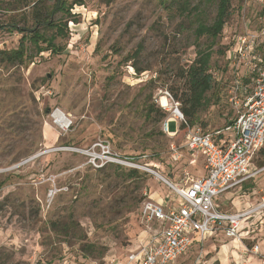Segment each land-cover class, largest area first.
<instances>
[{"label":"rangeland","instance_id":"rangeland-1","mask_svg":"<svg viewBox=\"0 0 264 264\" xmlns=\"http://www.w3.org/2000/svg\"><path fill=\"white\" fill-rule=\"evenodd\" d=\"M67 1L71 15L53 18L67 24V36L55 40L61 53L38 52L25 40L23 62H0V264H128L149 230L143 202L171 192L159 176L177 185L185 173L203 175V156L185 147L186 130L175 137L162 130L172 109L181 111L198 49L212 53L215 80L189 126L206 132L236 115L231 93L245 63L228 57L239 38L257 37L264 56V0H231L215 41L197 39L195 30L213 24L219 0ZM52 6L51 0H0V51L17 49L25 34L18 29L32 28L39 8L51 17ZM44 33L51 37L54 30ZM56 111L69 119L68 129L55 125ZM177 129L171 122V133ZM103 145L132 165L95 156ZM254 165L264 167V147ZM134 169L139 174L128 177ZM262 190L264 174L235 198L255 208L264 201ZM222 198V211L243 207ZM245 223L248 238L207 240L190 249L187 264H259L250 250L257 243L264 248V224L259 230L255 217Z\"/></svg>","mask_w":264,"mask_h":264},{"label":"built area","instance_id":"built-area-1","mask_svg":"<svg viewBox=\"0 0 264 264\" xmlns=\"http://www.w3.org/2000/svg\"><path fill=\"white\" fill-rule=\"evenodd\" d=\"M260 48L257 37L241 36L228 57L234 56L238 64L245 63V71L239 73L233 82L230 101L236 115L232 124L214 132L203 131L200 127L190 128L178 107L172 109L173 117L164 122L163 132L172 137L179 133L181 126H185V147L204 157L205 175L193 179L185 173L179 184L168 182L173 201L178 205L152 200L143 202L142 218L149 225L157 223L160 229L128 257V264H182L180 259L188 254L196 239L202 242L220 228L230 239L241 241L244 233L245 238L250 235V230L244 229L245 222L264 211V201L255 208L226 213L217 208L216 200L242 188L264 171V167L254 165V159L264 147V56L258 53ZM65 118L63 121L53 118L55 125L68 129L71 122ZM171 122L178 123L177 133H171ZM102 150L95 156L106 163L132 165L112 155L106 146ZM250 253L264 264V248L260 243Z\"/></svg>","mask_w":264,"mask_h":264},{"label":"trees","instance_id":"trees-1","mask_svg":"<svg viewBox=\"0 0 264 264\" xmlns=\"http://www.w3.org/2000/svg\"><path fill=\"white\" fill-rule=\"evenodd\" d=\"M51 1L53 2V6L51 8L52 16H45L42 9L40 8L37 10L34 9L35 25L29 29H18L19 32L25 33L22 37L19 47L9 52L0 51V62H5L8 64L23 62L28 52V48L24 43L25 40L31 41L34 48H37L38 52L51 51L52 54H58L63 51L62 48L58 47L55 44V40L57 37L67 36V24L56 22V20H53V18L59 13L63 14V16L71 15L73 6L68 5L67 0ZM230 1L231 0L218 1L215 21L211 26H206L203 23L199 24L198 28L195 30L197 39L203 37L204 35H207L212 39V41H215L221 35L229 17ZM28 5L29 4H23V8L27 7ZM4 28L5 27L3 25H0V31H2ZM11 28L18 27L16 25H12ZM47 29L54 30V34L51 37L45 36L44 32ZM41 43L45 44V48H41ZM139 52L140 51H137L136 54H139ZM211 56V52H206L205 50L198 49L196 59L187 71L186 76L188 84V95H186L184 99H180L179 101L181 102V111L185 116L188 125L191 126H194L198 121L199 112L207 104L206 95L214 88L213 81L215 79L210 72ZM234 119L235 117L227 122V125L232 124L234 122ZM180 130H185V126H181ZM138 174L139 173L137 170H130L128 177H136ZM68 228L72 229L71 227Z\"/></svg>","mask_w":264,"mask_h":264},{"label":"crops","instance_id":"crops-1","mask_svg":"<svg viewBox=\"0 0 264 264\" xmlns=\"http://www.w3.org/2000/svg\"><path fill=\"white\" fill-rule=\"evenodd\" d=\"M173 133H177V130L176 131H174ZM176 136V135H175ZM175 136H173V137H175ZM172 137V136H171ZM195 153H193L192 155H194ZM203 162H204V164H205V161H204V157H203ZM264 174V171L259 175V176H257L253 181H251L252 183H256V181H257V179L258 178H260L262 175ZM205 175V169L203 168V175H202V177ZM250 182V183H251ZM250 183H248V184H246V185H244L242 188H240V189H236V190H234V191H232V192H230V193H227V194H225L224 196H222L223 198H222V203L224 202V200H228L229 202L231 201V203H229V204H233L234 206H237V204H239V206H243L242 208H239L235 213H237V212H241V211H244V210H246V209H250L251 208V206H247V205H250L249 203H244L243 201H241L240 200V198H235V196H236V194L238 193V192H240L245 186H247V185H249ZM259 187H261L260 186V184H259ZM261 188H263V187H261ZM263 192H264V190H262ZM261 191V192H262ZM255 194H259V192H257V191H255ZM173 195H172V193L170 192L167 196H165V197H163V198H152V199H150V200H152V201H155V202H164V204L165 205H178V202L177 201H173ZM220 199V198H219ZM219 199H217L216 200V206H217V208L220 210V205L217 203L218 202V200ZM244 204V205H243ZM220 211H222V210H220ZM222 212H226V213H231V212H228V211H222ZM255 217V219H256V222H263V224H264V211H262V212H260L259 214H257V215H255L254 216ZM251 219V218H250ZM249 219V220H250ZM248 220V221H249ZM263 224L262 223H260V225L262 226V228H260L259 230H262L263 229ZM148 228H149V230L147 231V232H144V233H146V234H144V235H142V237H141V239H140V241H139V244L137 245V247L135 248V249H133L132 251V253H135L139 248H140V246H142L144 243H146V241L153 235V234H155L159 229H160V227H159V225L157 224V223H154V224H151V225H149L148 226ZM250 227L248 226V225H246V223H245V228L244 229H249ZM224 235L225 237H226V235H225V232H224V229L223 228H220V229H218L216 232H214V233H212V234H210V235H207L206 237H205V239L202 241V242H200L199 241V239H196L195 240V242H194V245H193V247L194 246H201V245H204V243L207 241V240H211V239H213V238H215V237H218V236H220V235ZM244 238L246 237V233H244L243 235H242ZM192 247V248H193ZM131 253V254H132ZM189 253V252H188ZM130 256V255H129ZM186 256L187 255H185L184 257H182L181 259H180V263H182V264H187V262H186ZM251 259H255L259 264H260V260L259 259H257L256 257H252L251 256ZM247 261H249V260H247Z\"/></svg>","mask_w":264,"mask_h":264},{"label":"bare ground","instance_id":"bare-ground-1","mask_svg":"<svg viewBox=\"0 0 264 264\" xmlns=\"http://www.w3.org/2000/svg\"><path fill=\"white\" fill-rule=\"evenodd\" d=\"M161 105L163 106V107H168L169 106V102H168V100L166 99V98H162L161 99ZM66 116L63 114V113H61L60 111H57L56 113H55V115H54V117L53 118H56V119H58V120H65L66 118H65ZM155 175H158L157 173H155ZM160 178H161V180L162 181H164L165 183H167L168 184V181L165 179V178H163L162 176H159Z\"/></svg>","mask_w":264,"mask_h":264}]
</instances>
